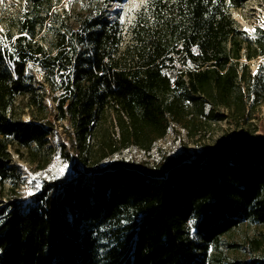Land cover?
Instances as JSON below:
<instances>
[{
    "label": "trees",
    "instance_id": "1",
    "mask_svg": "<svg viewBox=\"0 0 264 264\" xmlns=\"http://www.w3.org/2000/svg\"><path fill=\"white\" fill-rule=\"evenodd\" d=\"M27 1L39 8L48 0ZM247 1L155 0L133 29L132 49L107 14L87 15L79 31H57L49 47L36 39L38 17L10 46L0 43V202L7 184L12 196L24 184L14 154L40 171L32 195L10 196L0 208V264H99L104 228L115 243L107 264H210L223 236L243 222L264 225V137L156 165L104 163L109 155L91 143L111 124L124 148L148 150L174 125L193 130L205 108L210 119L245 120L244 90L258 78L246 62L264 57L261 39L250 40L230 13ZM31 67L41 70L43 87ZM44 85L57 94L56 120L71 130L60 145L71 163L66 174L49 171L54 129ZM218 108L228 115H215ZM253 243L256 253L262 244Z\"/></svg>",
    "mask_w": 264,
    "mask_h": 264
},
{
    "label": "rangeland",
    "instance_id": "2",
    "mask_svg": "<svg viewBox=\"0 0 264 264\" xmlns=\"http://www.w3.org/2000/svg\"><path fill=\"white\" fill-rule=\"evenodd\" d=\"M155 0H123L122 3H115L105 6L99 0H48L39 8L32 6L27 0H0V43L10 46L13 41L26 26L28 21H34L36 17L41 20V27H37V37L43 45L49 47L55 40L57 31L64 32L67 27L74 31L80 30V22L87 15L98 17L107 14L106 18L113 21L118 20L123 29V48H134L136 39L133 35L134 27L146 20L149 15L152 2ZM232 18L237 25L245 31L250 40L257 37L264 44V0H249L241 8L230 9ZM243 62H245L243 60ZM249 71L252 77L250 86L244 90L245 101L247 103V118L231 120L228 118H211L208 116L209 108H205L204 115L195 120L193 130L183 129L180 126H172L167 135L157 141L148 150L128 147L124 148L115 127L106 124L98 128L96 136L91 143L96 149L102 147L101 153L109 155L104 161H133L145 162L150 165L171 157L180 155L192 156L215 147H220L240 137H264V57L260 56L249 62ZM33 69V78L43 87V74L37 67ZM42 84V85H41ZM45 94V104L48 108V118L52 122L53 132L49 136V143L55 149L50 163L48 164L50 173L66 174L71 166L70 159L66 158L64 151H61V144H68L72 137H69L70 127L67 122H58L54 108L56 102L48 86ZM193 111V107H191ZM215 115H228L225 108H218ZM227 117V116H226ZM30 117L26 115L25 121ZM110 145V147H109ZM93 149L94 151L96 149ZM70 150V149H69ZM114 151V152H113ZM72 160L77 156L74 151H69ZM14 168L20 173L21 181L24 184L17 190L16 195H11L6 185L3 202L0 208L9 202V197H24L29 194L30 184L40 178V171L35 164L27 160L20 159L18 155L13 156ZM82 168V165L79 166ZM63 170V171H61ZM45 177V176H44ZM2 203V204H1ZM0 217V222H1ZM196 221L190 222L191 233H195ZM109 228H104L99 237V264H107L108 252L115 246ZM261 243L260 250L253 253L254 242ZM253 243V244H252ZM210 264H229L233 261H249L253 258H264V225L251 222H243L239 227L223 236L218 243L210 248Z\"/></svg>",
    "mask_w": 264,
    "mask_h": 264
},
{
    "label": "snow or ice",
    "instance_id": "3",
    "mask_svg": "<svg viewBox=\"0 0 264 264\" xmlns=\"http://www.w3.org/2000/svg\"><path fill=\"white\" fill-rule=\"evenodd\" d=\"M61 171H63V170H61ZM37 187H39V185H37ZM32 194H33V193L30 191V192H29V195H32Z\"/></svg>",
    "mask_w": 264,
    "mask_h": 264
}]
</instances>
